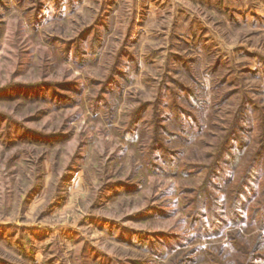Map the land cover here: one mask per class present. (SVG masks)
Instances as JSON below:
<instances>
[{
  "label": "rangeland",
  "instance_id": "rangeland-1",
  "mask_svg": "<svg viewBox=\"0 0 264 264\" xmlns=\"http://www.w3.org/2000/svg\"><path fill=\"white\" fill-rule=\"evenodd\" d=\"M239 142L231 185L264 148V0H0V264H264L258 225L192 219Z\"/></svg>",
  "mask_w": 264,
  "mask_h": 264
},
{
  "label": "trees",
  "instance_id": "trees-1",
  "mask_svg": "<svg viewBox=\"0 0 264 264\" xmlns=\"http://www.w3.org/2000/svg\"><path fill=\"white\" fill-rule=\"evenodd\" d=\"M239 143L238 147L229 145L225 149V145L221 148L218 160L214 161L211 170L214 174H219L223 170L221 164L227 163L231 165L232 173H228L227 179L223 181L224 186L219 195L204 187L200 188L194 199L198 209L192 219L196 229L207 234L220 232L221 228L228 224L242 226L245 229L258 225L254 249H260L264 247V148H258L252 153L248 163L236 178V183L231 185V178L235 175L234 171L244 153L242 144ZM234 148L237 150H232ZM252 199L257 205L254 203L251 205ZM205 210L207 212L209 210L210 214L207 215Z\"/></svg>",
  "mask_w": 264,
  "mask_h": 264
}]
</instances>
